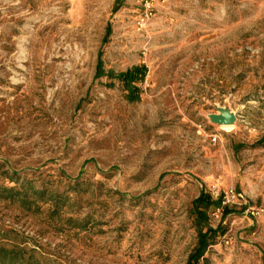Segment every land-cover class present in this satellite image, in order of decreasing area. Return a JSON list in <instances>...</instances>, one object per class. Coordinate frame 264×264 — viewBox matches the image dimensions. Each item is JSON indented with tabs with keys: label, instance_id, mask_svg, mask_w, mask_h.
<instances>
[{
	"label": "rangeland",
	"instance_id": "374dc122",
	"mask_svg": "<svg viewBox=\"0 0 264 264\" xmlns=\"http://www.w3.org/2000/svg\"><path fill=\"white\" fill-rule=\"evenodd\" d=\"M227 189L206 264H264V0H0V264H185Z\"/></svg>",
	"mask_w": 264,
	"mask_h": 264
},
{
	"label": "trees",
	"instance_id": "16d2710c",
	"mask_svg": "<svg viewBox=\"0 0 264 264\" xmlns=\"http://www.w3.org/2000/svg\"><path fill=\"white\" fill-rule=\"evenodd\" d=\"M146 67L144 65L134 66L126 71L114 75L113 78L117 79L123 84L124 90L127 92V98L130 101L138 99L139 88L135 85L138 82H142L145 74ZM98 75L102 76L100 72V66L97 68ZM108 76H113L111 73ZM219 207V200H212V198L201 191L198 197L193 201V213L195 215V226H196V245L188 255L185 264H206V258L204 255L208 251V248L213 245L215 236L218 232L217 229H212L208 225L207 211L213 207ZM222 216L225 217L230 213L228 207L222 209Z\"/></svg>",
	"mask_w": 264,
	"mask_h": 264
},
{
	"label": "water",
	"instance_id": "95a60500",
	"mask_svg": "<svg viewBox=\"0 0 264 264\" xmlns=\"http://www.w3.org/2000/svg\"><path fill=\"white\" fill-rule=\"evenodd\" d=\"M211 124L220 127H232L236 123V116L229 108H216V113L208 115Z\"/></svg>",
	"mask_w": 264,
	"mask_h": 264
},
{
	"label": "built area",
	"instance_id": "2783aa9c",
	"mask_svg": "<svg viewBox=\"0 0 264 264\" xmlns=\"http://www.w3.org/2000/svg\"><path fill=\"white\" fill-rule=\"evenodd\" d=\"M210 194L220 201V206L216 210L217 212L219 211V209L222 210L224 207L242 199V196L240 194H236L232 189H227L222 193H219V191L216 190H212ZM250 214L255 215L258 213L251 210Z\"/></svg>",
	"mask_w": 264,
	"mask_h": 264
},
{
	"label": "bare ground",
	"instance_id": "6f19581e",
	"mask_svg": "<svg viewBox=\"0 0 264 264\" xmlns=\"http://www.w3.org/2000/svg\"><path fill=\"white\" fill-rule=\"evenodd\" d=\"M62 17V16H61ZM36 33V32H35ZM32 43V42H31ZM21 48V51L24 53V51H25V55H26V50H24L23 49V47L21 46L20 47ZM24 55V56H25ZM220 129H222L223 131H228V130H230L231 129V127H221Z\"/></svg>",
	"mask_w": 264,
	"mask_h": 264
}]
</instances>
